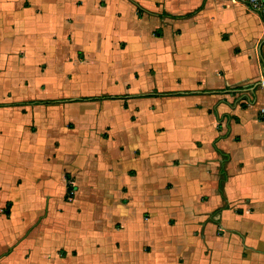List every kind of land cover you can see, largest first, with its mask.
Instances as JSON below:
<instances>
[{"label":"crops","instance_id":"crops-1","mask_svg":"<svg viewBox=\"0 0 264 264\" xmlns=\"http://www.w3.org/2000/svg\"><path fill=\"white\" fill-rule=\"evenodd\" d=\"M92 64L99 90L73 89ZM235 89L255 104L223 95ZM109 108L123 128L99 127ZM261 108L264 21L243 3L0 0V264L54 229L86 179L121 212L101 264H264ZM77 109L97 117L92 127ZM70 136L81 149L59 165Z\"/></svg>","mask_w":264,"mask_h":264},{"label":"rangeland","instance_id":"rangeland-1","mask_svg":"<svg viewBox=\"0 0 264 264\" xmlns=\"http://www.w3.org/2000/svg\"><path fill=\"white\" fill-rule=\"evenodd\" d=\"M95 17V16H93ZM133 15L127 16V22L130 25L132 23ZM103 31V29H100ZM141 46H144L141 42H139ZM146 47V46H144ZM97 66L92 64V66L85 71L79 70L75 73L73 84V89L78 91H98L99 84H97L98 74ZM110 111L105 112L103 118H99V127L102 124V121L108 122H116L117 126L123 128L124 125V115L120 112L119 114L114 111V109L109 108ZM260 110V109H259ZM258 110V117L261 116L260 111ZM72 117L77 119L79 124L92 125L93 122L97 121L95 115H91L83 109H77ZM72 125V124H71ZM146 125H143V128ZM107 137V136H106ZM81 143L77 141L76 137H69L68 142L64 145L61 150V159L59 161V165L62 164L65 166L67 161L70 159V151L71 154L79 152V148L81 147ZM81 149V148H80ZM132 148L126 147L128 151L126 154L130 153ZM104 150L102 147L101 151ZM167 150V149H165ZM165 153H163L160 157H165ZM69 155V156H67ZM65 156V157H64ZM128 163H131L128 160ZM58 165V166H59ZM69 167L74 169L76 168L75 164L70 163ZM79 168L84 169V174L87 173L85 166H79ZM85 184L82 183V198L78 205L81 208V212L75 209V206H70L69 209H66V212L60 215V220L58 221V225H53L54 229L44 233L43 235H39L35 240L30 241L27 247L32 249V254L28 260L26 257H20V253L25 250L22 248L21 251L18 252L19 260L16 264H101V255H105L107 252V247L109 246L108 237H109V226L113 224L116 218L121 216V212L119 207H110L106 205L107 193L109 194V190L107 186H103L97 191H93L91 188V184L89 180H84ZM73 182V181H72ZM76 185V183L74 182ZM110 189L114 191L111 185ZM70 189H68L67 195V203H73L75 200V190L73 189L74 185L70 184ZM34 196V195H33ZM33 196H28L27 200L33 201ZM56 203L55 199H53V203L51 206H55L56 204L60 207L61 203L59 200ZM158 205V203H157ZM161 214L165 215L166 211L164 209L165 204H160ZM50 209V206H49ZM61 212H64L62 209ZM133 218V216H132ZM134 220V218H133ZM128 224L127 233L131 230L130 221L126 222ZM136 223V222H135ZM137 224V223H136ZM117 228H120V224L116 225ZM96 228V230H95ZM135 236H137L136 229L132 231ZM165 232V231H164ZM116 237L121 238L125 237V235H117ZM95 239V240H94ZM129 243H133L135 237L128 236L126 237ZM65 247L66 249L75 248L78 250V256L76 258L68 259L67 261L59 260L56 256L50 257V254H54L56 252V248ZM64 253H61V255ZM97 255V257H96Z\"/></svg>","mask_w":264,"mask_h":264},{"label":"built area","instance_id":"built-area-1","mask_svg":"<svg viewBox=\"0 0 264 264\" xmlns=\"http://www.w3.org/2000/svg\"><path fill=\"white\" fill-rule=\"evenodd\" d=\"M245 4L251 11L257 13L259 17L264 21V0H235ZM231 94L233 100L237 101L238 104H255V99L251 91H244L235 89L223 93V95ZM261 119L264 120V108L260 109Z\"/></svg>","mask_w":264,"mask_h":264},{"label":"trees","instance_id":"trees-1","mask_svg":"<svg viewBox=\"0 0 264 264\" xmlns=\"http://www.w3.org/2000/svg\"><path fill=\"white\" fill-rule=\"evenodd\" d=\"M68 189H70V187H68ZM221 189H222V187H221Z\"/></svg>","mask_w":264,"mask_h":264}]
</instances>
